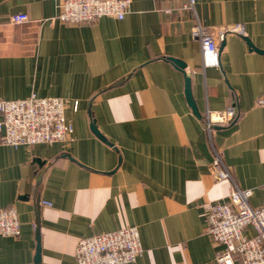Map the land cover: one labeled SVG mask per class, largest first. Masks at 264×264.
Returning a JSON list of instances; mask_svg holds the SVG:
<instances>
[{"label":"crops","instance_id":"1","mask_svg":"<svg viewBox=\"0 0 264 264\" xmlns=\"http://www.w3.org/2000/svg\"><path fill=\"white\" fill-rule=\"evenodd\" d=\"M61 7L0 0V99L62 97L74 125L67 142L0 134V207L17 209L22 230L0 235V264H76L81 238L125 226L143 246L126 264H216L224 245L202 203L236 183L264 204V0H132L95 23L65 22ZM19 12L30 21L13 23ZM198 22L225 30L220 66L204 67ZM231 105L236 117L209 131L207 110ZM215 152L232 178H214Z\"/></svg>","mask_w":264,"mask_h":264},{"label":"built area","instance_id":"2","mask_svg":"<svg viewBox=\"0 0 264 264\" xmlns=\"http://www.w3.org/2000/svg\"><path fill=\"white\" fill-rule=\"evenodd\" d=\"M61 20L68 23H95L102 16L123 18L132 0H61ZM193 4L194 0H190ZM13 23L30 21L29 15L19 12L11 16ZM236 29L246 33L243 24ZM200 40L204 67L220 66L221 45L225 30L216 31L200 22L192 27ZM264 105V93L259 98ZM0 134L4 144L19 146L39 143L67 142L73 138L74 125L67 120L66 103L62 97L39 96L33 92L19 99H0ZM236 107L224 111L207 110L206 124L230 122L236 117ZM216 180L232 178L230 170L217 152L210 164ZM252 190L234 188L226 200L207 201L202 206L207 217V232L218 244H223L216 256V264H264V204L250 203ZM251 226L253 234L245 230ZM21 221L14 206L0 207V235L19 238ZM143 246L137 226H125L96 233L79 240L76 264H126L136 262Z\"/></svg>","mask_w":264,"mask_h":264},{"label":"water","instance_id":"3","mask_svg":"<svg viewBox=\"0 0 264 264\" xmlns=\"http://www.w3.org/2000/svg\"><path fill=\"white\" fill-rule=\"evenodd\" d=\"M170 59H172L178 66L185 68V63L182 62L181 60L175 57H171ZM186 95H187L189 103L193 106V108H195L196 106H195V103L193 101V96H192L191 80L189 77H187L186 79Z\"/></svg>","mask_w":264,"mask_h":264}]
</instances>
